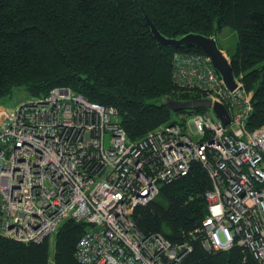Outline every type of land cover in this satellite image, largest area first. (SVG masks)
Segmentation results:
<instances>
[{
	"label": "built area",
	"instance_id": "built-area-1",
	"mask_svg": "<svg viewBox=\"0 0 264 264\" xmlns=\"http://www.w3.org/2000/svg\"><path fill=\"white\" fill-rule=\"evenodd\" d=\"M171 78L222 104L230 121L192 109L132 140L115 107L66 86L0 105V234L38 243L71 218L90 226L75 245L82 264H183L192 243L142 233L132 213L197 161L211 180L202 247L238 246L264 264V124L247 126L253 93L235 76L229 89L204 52L174 51Z\"/></svg>",
	"mask_w": 264,
	"mask_h": 264
},
{
	"label": "trees",
	"instance_id": "trees-1",
	"mask_svg": "<svg viewBox=\"0 0 264 264\" xmlns=\"http://www.w3.org/2000/svg\"><path fill=\"white\" fill-rule=\"evenodd\" d=\"M142 10L166 37L232 28L237 36L229 54L232 73L253 93L247 126L264 124V0H0V99L16 91L36 98L66 86L115 107L132 140L177 121L178 113H190L165 104L167 97H202L173 83L171 56L177 50L203 51L159 43ZM210 188L206 170L193 162L186 175L161 184L152 200L137 205L132 219L142 233L159 232L172 243L190 241L192 251L183 264H253L243 260L238 246L202 247ZM86 227L66 219L52 245L49 237L26 243L0 234V264H82L74 250Z\"/></svg>",
	"mask_w": 264,
	"mask_h": 264
},
{
	"label": "water",
	"instance_id": "water-1",
	"mask_svg": "<svg viewBox=\"0 0 264 264\" xmlns=\"http://www.w3.org/2000/svg\"><path fill=\"white\" fill-rule=\"evenodd\" d=\"M142 12L144 14L146 24L150 27L154 38L159 43L174 48L182 46L200 47L202 51L210 57L213 67L221 75L226 86L229 89H233L235 87L236 83L232 73L231 65L219 48L217 40L214 36L198 33H187L177 38L166 37L157 30L143 10ZM165 104L170 110L175 112L180 110L211 108L215 116L219 118L224 124H227L230 121L225 107L218 102L212 104L209 98L178 100L172 97H167L165 99Z\"/></svg>",
	"mask_w": 264,
	"mask_h": 264
},
{
	"label": "rangeland",
	"instance_id": "rangeland-1",
	"mask_svg": "<svg viewBox=\"0 0 264 264\" xmlns=\"http://www.w3.org/2000/svg\"><path fill=\"white\" fill-rule=\"evenodd\" d=\"M210 36H214L216 38L219 48L221 49L222 53L224 54V56L230 63L229 54L235 50L236 41H237V36H236L235 31L228 26H223L220 30H218V32L215 35H210ZM27 97L28 95L26 92L16 91L12 96L0 99V105H7V106L14 105L21 99H25ZM210 114L214 118H216L212 109L210 110ZM87 227L89 228L90 226H87ZM53 237H54L53 235L49 237L51 241L50 242L51 245L53 244L52 243ZM52 250H53V247H52Z\"/></svg>",
	"mask_w": 264,
	"mask_h": 264
}]
</instances>
